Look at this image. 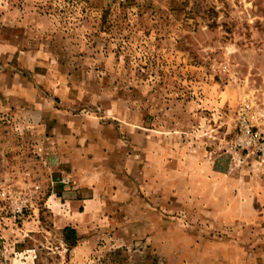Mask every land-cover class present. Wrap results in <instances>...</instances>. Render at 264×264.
Here are the masks:
<instances>
[{"label":"rangeland","instance_id":"1","mask_svg":"<svg viewBox=\"0 0 264 264\" xmlns=\"http://www.w3.org/2000/svg\"><path fill=\"white\" fill-rule=\"evenodd\" d=\"M263 259L264 0H0V264Z\"/></svg>","mask_w":264,"mask_h":264},{"label":"trees","instance_id":"2","mask_svg":"<svg viewBox=\"0 0 264 264\" xmlns=\"http://www.w3.org/2000/svg\"><path fill=\"white\" fill-rule=\"evenodd\" d=\"M102 18V22H103ZM63 242L66 244V248L69 249L72 246H75L78 242V235L75 229L71 227H64L61 230Z\"/></svg>","mask_w":264,"mask_h":264},{"label":"crops","instance_id":"3","mask_svg":"<svg viewBox=\"0 0 264 264\" xmlns=\"http://www.w3.org/2000/svg\"><path fill=\"white\" fill-rule=\"evenodd\" d=\"M232 221H235V220H232ZM230 245H231V247H237L238 246V243H233V242H230ZM245 249V248H244ZM258 255H256V257H257ZM243 257V256H242ZM241 257V258H242ZM264 260V259H263ZM264 264V262L263 261H261V264Z\"/></svg>","mask_w":264,"mask_h":264}]
</instances>
